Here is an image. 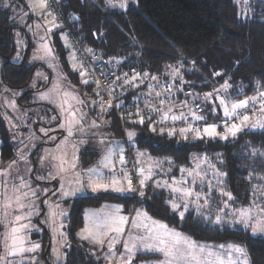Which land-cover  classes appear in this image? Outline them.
<instances>
[{"label": "trees", "instance_id": "16d2710c", "mask_svg": "<svg viewBox=\"0 0 264 264\" xmlns=\"http://www.w3.org/2000/svg\"><path fill=\"white\" fill-rule=\"evenodd\" d=\"M59 2L70 16L78 38L91 53L108 61L120 62L122 68H134L137 74L147 73L148 76L141 79L144 83L156 79L159 82L172 81L171 77L177 82L179 80L173 74L175 69L186 83L184 88L192 90L196 102H202L201 97L205 93H215L225 80L231 87L227 93L220 95L229 96L233 101L258 95L260 85H264V0H249L246 16H241L238 0H135V4L128 5L124 10L107 6L106 0ZM14 29L16 26L10 8L0 9V78L3 85L10 89H23L28 85L32 67H28L25 61L22 64L9 62L15 54ZM61 31L55 29L51 32V45L61 70L73 84L78 85L80 77L67 64L66 51L59 39L58 32ZM84 87L89 91L87 85ZM135 93L138 91L130 92L126 100L146 105L144 99L135 97ZM26 95L29 96V92ZM26 95L19 98L20 103ZM177 98L182 99L180 95ZM214 102L218 103V100ZM211 107L212 104L206 105L200 114L209 117ZM109 113L114 137L124 140L129 148L124 131H135L137 136L133 141L138 152L173 162V174L170 172L169 175L176 177L179 169L187 168L190 159L195 156L207 157L220 172L226 173L223 186L234 197V209L250 205L253 188L264 183L260 179L264 177V129H245L227 140H199L194 138V134L184 140L179 135L162 137L159 132L153 133L143 125L133 127L126 123L130 120L124 121L126 126L122 130L114 111L110 109ZM147 123L148 119H145ZM178 124L177 129L182 127ZM0 150L1 163L5 165L13 157L11 146L4 142ZM213 156L218 158L217 163H214ZM159 192V189L148 190L144 199L137 200L107 193L75 198L68 217L69 239L76 242L75 233L82 226L85 208L107 202L119 204L129 211L132 206L141 204L151 218L175 228L196 242L240 244L245 249L249 264H264V235H253L238 224L235 228H230L227 223L217 225L202 220L192 211L180 219L165 206L168 193L160 195ZM213 198L217 201L221 199L218 195ZM211 207L216 208V204ZM40 242L41 258L48 263L47 232H44ZM64 264L94 262L73 247L67 253Z\"/></svg>", "mask_w": 264, "mask_h": 264}, {"label": "snow or ice", "instance_id": "6c2138e0", "mask_svg": "<svg viewBox=\"0 0 264 264\" xmlns=\"http://www.w3.org/2000/svg\"><path fill=\"white\" fill-rule=\"evenodd\" d=\"M55 2L56 0H31L30 3L33 13L39 9L42 18L51 17V20L48 21L52 25L48 29L49 32L62 27L58 23V17L54 9L51 7V3ZM247 2L248 0H245V3ZM108 6H118L123 9L126 5L124 0H121L118 5L114 4L113 0H108ZM62 39L66 40V37ZM41 48L45 55L52 56V50L47 42L43 43ZM88 51L91 52L90 49ZM73 58L75 59V57ZM81 69L80 75L83 77L86 75V71L83 70L82 65ZM73 70H76L75 65ZM173 74L176 78H179L180 74L177 70L174 69ZM216 75L222 76L221 73H216ZM147 76V73L136 74L131 79H127V74H125L121 87L126 88L129 85L138 87L139 85L135 82ZM119 79L117 77V80ZM151 79L155 80L156 77ZM83 82L88 83L87 80ZM230 87V83L225 80L221 88L217 89L215 93L204 94L206 102L211 103L218 100V103L213 104L209 111L218 118L220 117V111H222V122L220 124L215 122L209 124L207 122L208 118L200 114L204 111L203 107L196 104L193 108L187 100L182 102L178 112L175 111L173 89L167 85L159 90L151 85L148 86V95L151 96L154 92L157 103L149 109L152 115L148 117L147 124H145V117L140 110L130 113L138 119L126 121V123L133 127L146 126L153 133L159 132L162 137L173 138L179 135L184 140H187L190 134H194V138L199 140H203L205 137L227 140L229 137H236L247 126L264 129V85H260L257 96L235 101L229 96L220 95L221 93H227ZM176 91H183V89L177 88ZM115 94V87H113L109 90V95L115 96ZM96 95L101 96V93L97 92ZM189 95L192 94L189 93ZM64 96L66 99L55 104L62 117L59 120V127L66 131L67 137L78 135L79 144H84L90 133L92 136L96 135L92 130L99 129L101 123H98L97 120L87 121V114L70 103L71 100L75 101L76 104H83L78 96L67 92L64 93ZM40 99L55 103L49 99L48 94L42 93ZM197 99L199 98L197 97ZM144 103L147 105L151 101L145 100ZM105 105H107V109L113 108L111 101L101 99L99 101V115H102L106 110ZM122 106V103L116 105V107ZM249 111H258L259 115L250 116L247 114ZM157 117L159 118L157 119ZM52 119L57 120L58 118L54 116ZM194 121H204L203 128L194 126ZM169 123L172 126L165 128L164 125ZM177 123L186 126L177 129L175 126ZM157 124L160 126L157 127ZM218 128L223 130L218 131ZM41 131L47 136L50 129H41ZM126 136L128 142H131L136 133L129 130L126 132ZM48 138L50 140L55 139V137ZM100 144L104 145L101 151L100 164L97 167H89L86 171H73L67 186L60 184L57 191H54L52 195H59L63 202H67L69 198L85 192L92 194L99 192L119 194L135 192L143 199L145 189H159L160 195L168 192V197L164 202L165 206L172 213L177 214L180 219H183L186 214L192 211L202 220L213 222L211 205L215 203V224L226 223L225 217H230L234 223L242 225L245 229H250L253 235L264 233V191L259 193V200L254 199L248 207L231 210L234 197L223 186V177L226 176V173L220 172L217 165L211 163L207 157H193L197 162L190 168L179 169L181 178L178 180L175 176H169L172 171V161H166L168 169L165 171L163 162L148 156L144 152H139L138 156L141 159L136 160L131 169H127L129 161L126 158L127 154L122 144L119 142L114 143L111 140L105 143V137L102 133H100ZM74 147L76 146L74 145ZM18 156L20 160H26L22 154L18 153ZM145 157H147L146 161L143 159ZM53 159L61 160L60 165L57 166L56 175H63L69 171V168H76L75 162L65 167L66 162L62 158L53 156ZM145 163L147 166H141ZM117 164L119 169H117ZM9 167L11 168V165ZM209 173H211L212 180L208 179ZM8 174V172L0 173V175L5 176ZM56 175L52 178L55 179ZM158 176L159 179H157ZM36 179L45 178L37 176ZM134 179L137 181L136 187L133 186ZM260 179L264 180V177ZM12 191L13 196L6 198L0 204V213L3 216H7L8 209L13 210L11 221L0 218V224H3L7 229L0 236L4 252V255L0 256V264H35L34 259L28 261L26 258L40 248L38 243H34L28 238L33 230L31 227L32 217L39 214V209L33 199L38 195V192L32 190V184L27 182L24 177L20 178L18 185H12ZM47 195L48 193L45 191V196ZM214 195H218L221 199L214 200ZM48 209V219L51 223H55L58 218L67 216V212L61 207V203L48 205ZM122 212L123 209L119 206L115 209L106 208L100 212H85L84 227L78 233L81 240L90 241L92 244L101 247L105 245L107 239L108 255L105 259L108 264H132L133 256L138 250L158 254L162 257L158 264H249L247 254L242 246L235 244H220L219 246L200 244L176 229H171L162 222L152 220L147 212L142 209H132V212L135 213L134 218L125 216ZM148 221H151V223H148ZM129 224L137 230V234L133 235L129 232L127 233L129 238L122 240L121 237L125 236V228ZM60 235L64 236V233L61 232ZM117 245H122V252L117 251Z\"/></svg>", "mask_w": 264, "mask_h": 264}, {"label": "rangeland", "instance_id": "374dc122", "mask_svg": "<svg viewBox=\"0 0 264 264\" xmlns=\"http://www.w3.org/2000/svg\"><path fill=\"white\" fill-rule=\"evenodd\" d=\"M120 2L121 0H113V3L117 5ZM124 2L126 5L125 8L130 4H135V0H124ZM248 2L245 3V0H238V3L240 5L241 16H246L248 14V7H247ZM30 3L31 0H0V9L8 8V7L10 8L11 15L14 19V24L16 26V29L13 30L15 55L11 58L10 61L12 63L14 62L17 64L20 62L22 52L26 49V42H25L26 38L21 31H25V33H28V37L31 41L30 45H32L31 47L30 46L28 47L27 52L25 54V58L27 60L26 64L37 65L33 68L32 71L33 73L31 74V78L28 82V85L23 89H10L3 85L0 78V149L3 146L4 142H7L11 146L13 153L12 159L7 164L3 165L1 163V150H0V173L2 172L9 173L6 176L0 175V204H2L6 198L13 196L12 185L13 184L18 185L20 183L21 177H24L27 182L32 184V190L38 192V195L33 199L36 206L39 209V214L33 215L32 217L31 227L33 230L31 231L28 238L32 242L38 243L40 245V248L37 252L30 254L26 258L28 261H32L34 259L35 264H48V263L64 264L67 253L73 247H75L78 250H80L83 254L88 256L90 259H92L94 264H108V261L105 259V257L108 255L107 239L105 245L101 247L92 244L90 241L81 240L78 236V233L84 227V221L86 219L84 213L100 212L102 210H105L106 208L115 209L117 206H119L120 208L123 209L122 212L123 215L134 218L135 213L132 212L133 208L142 209L144 211L145 209L141 204H139L138 206H132L129 209V211H125L121 205L115 203H107V202L102 203L95 207L85 208L82 214V219H83L82 226L76 231L75 233L76 242L73 243L69 239L67 232V228L69 225L68 217L71 209V204L75 198L83 197L87 195H97L99 193L134 197L135 200L141 199L139 194L135 192L125 193V194H119L115 192H99L96 194H92L90 192H85L83 194H77L76 196L69 198L67 202H63L59 195L54 196L52 195V193L54 191H57L60 184L67 186L68 180L71 178L73 171H86L89 167H97L100 164L101 151L104 148V145L100 144V133H102L103 136L105 137V143H107L108 140H111L114 143L119 142L120 144H122L127 154L126 158L131 164H133L136 160H140L141 158L137 154L139 152L137 151L136 143L134 141L128 142V146H129L128 148L124 140L114 137V133L110 129L112 118H111V114L109 113L110 109H107V105H105L106 110L104 111V113L102 115H99L100 97L94 95V92L91 89L90 85L83 82L86 79L84 77L82 78L77 73L78 68L76 67V70L75 71L73 70V66L75 65L74 59L72 54H70V52L66 50L68 47V39L64 31L58 32L59 39L63 49L66 51L65 58L67 64L69 68L73 72L77 73V75L80 77L79 78L80 83L78 85L73 84L74 82L72 83L71 80L67 77V75H65V73L61 70L60 64L58 63L57 58L54 54L53 47L51 45V41L49 38L50 32L48 31V29L51 28L52 25L48 23V21L51 20V17L42 18L39 13V9H37L36 12L33 13L30 7ZM60 4L61 3H59V5ZM106 4L108 6V0H106ZM5 5L8 6L6 7ZM115 8L121 10L125 9V8L122 9L118 6ZM52 9L54 8L52 7ZM59 9L60 8H58V10ZM62 10L64 14L68 17L69 15L64 11L63 7ZM37 25H39V27H37ZM58 29L59 28H56V30ZM63 37H66V40L62 39ZM45 42H47V44L51 48L52 56L45 55L44 51L42 50L41 45ZM92 55H94V53H92ZM109 62L112 64V68L114 69L113 70L114 74H116L119 78L123 77L124 79L125 74H127V79H131L134 75L137 74L134 68H126V67L122 68L119 65L120 62L118 63L117 61H111V60H109ZM1 63L2 61L0 60V70L2 66ZM187 71L189 72L190 70ZM172 78H173L172 81L163 80L162 82H159L158 79L146 83L142 82L141 80L136 81L135 83L138 84L139 86L132 87L131 85H129L130 86L129 91L132 93V91L134 92L135 90H137L138 93H135V97H137V99L150 100L151 101L150 104H153L151 105L152 107L157 103V98L155 97L154 92L151 96L148 95L149 92L148 86L151 85L155 89L159 90L163 86L167 85L173 89V97L174 95H176V98L173 99L176 105L175 111L177 112L179 111L182 102L185 100H187L189 105H192L193 108H195L196 104H199L204 109L206 105L210 106L212 104L213 106V103H215L214 101L211 103L206 102L204 100V96L201 97L202 102H198V101L196 102V100L193 97L194 94L192 90L184 88V85L186 84L185 81L181 78H178L179 81L175 82L174 77H171V79ZM85 85L89 87V91L86 90V88L84 87ZM177 88L183 89V91H176ZM27 91H31L29 96L26 95L25 97L22 98L21 103L18 102L19 97H21L23 94L28 93ZM66 92L78 96L83 101V104H76L75 101H71V100L70 103H72L76 108H80L83 113L87 114L86 116L87 121L97 120L98 123H101V127L99 129L92 130L96 133V135L92 136L90 133L89 138L86 140V143L84 144H79L78 135H74L73 137H67L66 131L59 127V120L62 119V117L59 110L55 107V104L60 103L64 99H66V97L64 96V93ZM42 93L48 94L49 99L54 101L55 103H49L48 101L41 100L40 96ZM189 93H191L192 95H189ZM177 95H180L182 99L178 100ZM134 105L136 106L135 109L130 108L129 111H127L125 114L122 115L123 119L125 118L128 120L129 119L132 120L133 115H129L130 113H132L133 111L136 112L137 110L140 111L143 110V108L138 107L140 105L136 104L135 102ZM49 106L51 107V109L49 108ZM52 110L54 111V113L52 112ZM185 111H187V109H185ZM247 114L250 116H255V115H259V112L249 111ZM77 115H79V113H77ZM54 116L57 117L58 119L53 120L52 117ZM158 118L159 117H157V119ZM207 118H208L207 122L209 124L213 122L220 124L222 122V111H220L219 118L215 115H212V113ZM134 119H138V117H135ZM52 121H57L58 125L55 128L57 131L54 133H50L48 131L46 136L45 133L41 131V129H50L47 127V125ZM123 124H121L122 130L126 126ZM193 124L194 126L200 127L202 129L204 126V121L203 122L194 121ZM178 125L186 126L182 123H179ZM85 126L87 127V125ZM245 129L255 131L261 128H254L251 126H247L242 130ZM219 130L222 131L223 129L218 128V131ZM48 137H55V139L50 140ZM57 145H59V147H57ZM74 145L76 147H74ZM18 153L22 154L26 158V160H20ZM35 156H36V160L34 159ZM53 156L62 158L66 162L64 165L65 167H68V165H70L72 162H75L76 168L75 169L69 168V171L64 173L63 175H56L57 166L60 165L61 160L53 159ZM129 157H131L132 159L129 160ZM152 158L157 159L158 161H162L156 157H152ZM143 159L146 161L147 157ZM213 159H214V163H217L216 161H218V158L213 156ZM163 163H164V170L167 171L168 164L166 162ZM10 165L11 168L9 167ZM141 166H147V165L145 163L142 164ZM117 169H119L118 164H117ZM209 174L211 175V173ZM54 175H56L55 179L52 178ZM37 176L44 177L45 179L38 180L36 179ZM159 178L160 177L158 176L157 179ZM176 178L179 180L181 177L176 176ZM213 183L215 182L213 181ZM151 189L155 190L153 188H147L144 191L146 193L148 190L152 191ZM253 189H254L253 190L254 195L252 196L251 203L253 202L254 199L259 200V193L261 191H264V183L261 184L258 188H253ZM45 191L48 193L47 196H45ZM56 203H61V207L64 209L65 212H67V216L63 218H58L55 223H51L48 219V211H49L48 205H55ZM212 209L214 212L216 208L212 207ZM231 210H235L234 207H232ZM7 213H8L7 216H3L2 213H0V218H3L5 221H11L13 219V210L10 208L7 210ZM151 219L155 220L153 218ZM225 220L227 221L226 223L227 225L230 226V228L236 227V223H234L230 217H225ZM148 223H151V221H148ZM213 223H214V218H213ZM61 224L63 225L62 228H61ZM238 225L239 227L243 228L242 225L240 224ZM168 227L171 229H175L170 226ZM247 230H249V232L251 233L250 229ZM6 231L7 229L4 227V225L0 224V236H2ZM44 232H47L49 237V252L47 257L48 263L45 260H42L40 255L41 252L40 240L42 239ZM61 232L64 233V236L60 235ZM129 232H131L133 235L137 234V230L133 229L131 224H129L125 228V233H126L125 236L121 237V239L127 240L129 238L127 233ZM257 234L264 235V233H257ZM183 235L187 236L186 234ZM197 243L207 244L212 246L220 245V244H212V243H204V242L202 243L197 242ZM224 244L225 245L235 244L241 246L240 244H236V243H224ZM116 247H117V251L120 252L123 251L122 245H117ZM2 255H4V252H3L2 242H0V256ZM160 259H162V257H160L158 254L145 253L143 250H138L133 256L132 264H158V261Z\"/></svg>", "mask_w": 264, "mask_h": 264}, {"label": "built area", "instance_id": "2783aa9c", "mask_svg": "<svg viewBox=\"0 0 264 264\" xmlns=\"http://www.w3.org/2000/svg\"><path fill=\"white\" fill-rule=\"evenodd\" d=\"M58 2L59 0L58 1L56 0L55 3H51V7L54 8V12L58 17V21L60 25L62 26L59 29L64 31L67 35L68 47L66 50L70 52V54H72L73 57H75V59L74 58L73 59L75 66L78 68L77 73L80 75L79 72L82 70L81 69V65H82L83 70L86 71V75L83 77L88 81L87 84L90 85L91 89L94 92V95H96V93L99 92L101 93V96H99L100 100L103 99L104 101H111L113 105L112 110L118 117L121 124H123L124 121L128 119L125 118L123 119L122 115L125 114L127 111H129L130 108L135 109L136 107L134 106L133 103L126 100L125 98L130 92L129 91L130 86H127L126 88H122L121 84L123 81V77L117 80L118 76L114 74L113 72L114 69L112 68V64L108 60L99 58L96 55H92V53L88 51L87 47L80 41V39L76 34V31L72 27L70 22L71 18L69 16L67 17L64 14L61 4L59 5L60 2L59 3ZM58 8L60 9L58 10ZM97 84L99 85L98 87ZM113 87H115V93H116L115 96L109 95V90ZM117 97H119V99H117ZM121 103L123 104L122 107H116L117 104H121ZM151 105L153 104L138 106L143 108L141 112L144 115L145 119H148V117L152 115V113L149 111ZM132 113H134V111ZM134 118L135 116H132V120H134ZM159 126L160 125L157 124V127ZM171 126L172 125L170 123L164 125L165 128ZM123 130H125V128H123ZM131 168H132V164L129 162L127 169H131ZM133 185L135 187L137 186V182L135 181V179L133 180Z\"/></svg>", "mask_w": 264, "mask_h": 264}, {"label": "flooded vegetation", "instance_id": "af4514ba", "mask_svg": "<svg viewBox=\"0 0 264 264\" xmlns=\"http://www.w3.org/2000/svg\"><path fill=\"white\" fill-rule=\"evenodd\" d=\"M25 54V53H24ZM15 55V54H14ZM25 61V63H26V60H25V55L23 56H21V58H20V62L18 63V64H22L23 62ZM9 62L10 63H12L10 60H9ZM13 64H14V62H13ZM15 64H17V63H15ZM28 67H32V71H33V68L35 67V66H37L36 64H26ZM33 72H31V74H32ZM30 78H31V76H30ZM30 80V79H29ZM27 92H31V91H27ZM27 94V93H26ZM26 94H23L22 96H24V95H26ZM20 98V97H19ZM18 102H19V99H18ZM49 108L51 109V107L49 106ZM52 112L54 113V111L52 110ZM58 124H57V121H52V122H50L48 125H47V127L48 128H50V133H54V132H56L57 130L55 129L56 128V126H57Z\"/></svg>", "mask_w": 264, "mask_h": 264}, {"label": "crops", "instance_id": "0c3cea01", "mask_svg": "<svg viewBox=\"0 0 264 264\" xmlns=\"http://www.w3.org/2000/svg\"><path fill=\"white\" fill-rule=\"evenodd\" d=\"M22 33H23V35L25 36V38H26V46H27V43L29 44V46H30V44H31V41H30V39H29V37H28V33H25V31H21ZM52 32V31H51ZM51 32H50V34H51ZM49 38H50V35H49ZM32 46V45H31ZM24 53H25V50L22 52V55L24 56ZM25 60H26V58H25ZM26 62H27V60H26ZM61 68V67H60ZM29 94H30V92H29ZM61 132V131H60ZM138 154V153H137ZM199 157H203V156H199ZM146 158V157H145ZM157 160V159H156ZM159 160H162L161 162H166V160L165 159H160L159 158ZM197 161H195L193 158H191L190 159V163H189V166L187 167V168H190L193 164H195ZM181 175V173L180 172H178L177 173V177H181L180 176ZM208 179L209 180H211V175L209 174V177H208ZM168 193V192H167ZM84 212V211H83Z\"/></svg>", "mask_w": 264, "mask_h": 264}, {"label": "water", "instance_id": "95a60500", "mask_svg": "<svg viewBox=\"0 0 264 264\" xmlns=\"http://www.w3.org/2000/svg\"><path fill=\"white\" fill-rule=\"evenodd\" d=\"M28 47H29V44L27 43V46H26V49H25V54H26V52H27ZM25 54H24V55H25ZM127 131H129V130H125V131H124V138H125L126 142H128V138H127V136H126V132H127ZM131 131H132V130H131ZM134 132H135V131H134ZM135 133H136V132H135ZM136 136H137V134H136ZM136 136L134 137V139L136 138ZM134 139H133V140H134ZM133 140H132V141H133Z\"/></svg>", "mask_w": 264, "mask_h": 264}]
</instances>
